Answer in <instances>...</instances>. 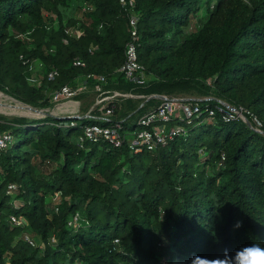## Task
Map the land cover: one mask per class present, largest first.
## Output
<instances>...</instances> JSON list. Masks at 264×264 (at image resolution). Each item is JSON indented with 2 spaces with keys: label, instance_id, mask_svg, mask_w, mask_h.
<instances>
[{
  "label": "trees",
  "instance_id": "16d2710c",
  "mask_svg": "<svg viewBox=\"0 0 264 264\" xmlns=\"http://www.w3.org/2000/svg\"><path fill=\"white\" fill-rule=\"evenodd\" d=\"M134 2L138 62L150 79L143 86L115 72L128 39L117 0H0L6 96L48 109L55 91L102 75L106 89L195 95L202 112L184 123V135L140 154L105 141L80 147L88 119L0 116V135L12 136L0 151V264H189L193 255L211 259L223 248L264 243V0ZM200 13V25L189 30ZM69 28L82 34L71 38ZM32 61L42 65L39 73ZM52 69L58 75L50 81ZM142 102L119 103L124 128L157 105L149 100L138 109ZM219 102L242 109L248 124L224 121ZM9 184L16 194H6ZM75 213L78 230L67 226ZM10 216L27 227L12 226ZM236 220L242 227L233 230Z\"/></svg>",
  "mask_w": 264,
  "mask_h": 264
},
{
  "label": "built area",
  "instance_id": "2783aa9c",
  "mask_svg": "<svg viewBox=\"0 0 264 264\" xmlns=\"http://www.w3.org/2000/svg\"><path fill=\"white\" fill-rule=\"evenodd\" d=\"M123 12L126 14L128 20V39L124 46V60L122 65L115 70L116 74L121 75L127 82L136 86L145 85L150 79L146 75V71L143 66L138 62L137 48L139 46L138 36V23L139 16L135 12L134 0H117ZM85 10V8L83 9ZM66 34L71 38H78L82 32L78 29L69 28ZM66 44L67 40H63ZM27 63L24 61L23 64ZM75 67H84V63L76 59L73 61ZM38 67L42 68V65L38 63ZM57 71L52 69L47 74V79L52 81L57 77ZM87 79H95L97 85L90 90ZM107 78L105 76H93L88 75L84 81L77 84L75 88L68 85L62 87L59 91H55L52 95L51 102L53 104V110L57 109L61 111V105L65 102H74L75 98L80 94L87 92H93L96 95V100L91 107L82 115L71 114L65 110L64 114H54L55 117L70 118L71 120L88 119L93 121L92 123L83 127L82 136L79 138L80 147L83 143L88 142H100L105 141L114 147H121L126 144V147L132 154H140L143 151L152 152L166 145L169 141L173 140L179 135L186 133V124H190L193 120L201 116V107L198 104L201 100L189 99L182 96H165V95H134L131 92H123L115 89H106ZM126 99H140L147 102L154 100L157 105L148 109L147 112L139 115L135 121L136 126L131 130L124 128L123 122L125 119H116V111L119 108V103ZM211 98H205L203 100H210ZM221 107L219 112L222 115L224 121L232 119H239L246 122V118L242 114V109H235L228 106L225 103L219 102ZM143 105H140V109ZM137 109V110H138ZM176 112H180V115L174 117ZM207 119L215 116L213 109H207ZM52 115V116H54ZM69 119V120H70ZM181 122L174 124V121ZM257 127L260 126L259 122L254 119ZM104 123V124H103ZM71 126L75 123L71 122ZM12 141L10 133H3L0 135V151L4 150L9 142ZM18 191L16 185L9 184L6 189V194L11 196ZM57 210V209H56ZM81 216L75 213L68 221L67 226L79 229ZM9 222L12 226L25 229L27 222L23 217L10 216ZM23 239L31 247L36 246V242L30 239L27 234H24Z\"/></svg>",
  "mask_w": 264,
  "mask_h": 264
},
{
  "label": "rangeland",
  "instance_id": "374dc122",
  "mask_svg": "<svg viewBox=\"0 0 264 264\" xmlns=\"http://www.w3.org/2000/svg\"><path fill=\"white\" fill-rule=\"evenodd\" d=\"M68 15H70V12H68ZM79 16H80L79 13L75 14V17L78 18ZM203 16H204L203 13H200V15L197 17V20L193 19L192 22L190 23L189 30L191 29L193 30L194 25L195 26L200 25V22L203 20ZM72 29H75V28H72ZM30 67H32V70L34 71L35 74L40 72L37 61H32V63L30 64ZM90 93L91 94H86V96H84V98L82 99H78V100L75 99L74 102L65 101L61 105V111H58L57 109L53 110V108L42 109V111H36L38 109L32 110L28 107H25L23 104L16 102L15 100L11 99L10 97L0 92V116H4L7 118H19V117L25 118L26 117L27 119L29 118L39 119V118L45 117L44 113H49L51 115H54V114H64V113L71 112V114L82 115L86 111L84 109L85 108L89 109L96 100V95L93 92H90ZM182 97L200 100V98L196 97L195 95L193 96L185 95ZM142 103L140 105H142ZM65 110H67L68 112H64ZM178 115H180V112H176L174 117H177ZM132 124H133V120L131 119L128 122V125L131 126ZM53 201L57 202V198H53ZM16 202L17 201H14L13 204H15ZM81 222L82 220L78 221V224H80Z\"/></svg>",
  "mask_w": 264,
  "mask_h": 264
},
{
  "label": "clouds",
  "instance_id": "9594fccd",
  "mask_svg": "<svg viewBox=\"0 0 264 264\" xmlns=\"http://www.w3.org/2000/svg\"><path fill=\"white\" fill-rule=\"evenodd\" d=\"M233 230L242 227V221L236 220ZM189 264H264V243H251L240 248L229 250L223 248L214 258L193 255Z\"/></svg>",
  "mask_w": 264,
  "mask_h": 264
},
{
  "label": "water",
  "instance_id": "95a60500",
  "mask_svg": "<svg viewBox=\"0 0 264 264\" xmlns=\"http://www.w3.org/2000/svg\"><path fill=\"white\" fill-rule=\"evenodd\" d=\"M12 99V98H11ZM14 100V99H13ZM16 101V100H15ZM16 102H18V101H16ZM18 103H20V102H18ZM145 102H143L142 103V105L144 104ZM22 104V103H21ZM24 105V104H23ZM25 107H28V108H30V109H32V110H36L35 108H32V107H30V106H28V105H24ZM36 111H42V109L41 110H36ZM44 115H45V117L46 116H52L51 114H49V113H44ZM64 119H70V118H64ZM246 124H248V122L246 121L245 122Z\"/></svg>",
  "mask_w": 264,
  "mask_h": 264
}]
</instances>
